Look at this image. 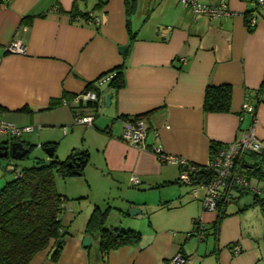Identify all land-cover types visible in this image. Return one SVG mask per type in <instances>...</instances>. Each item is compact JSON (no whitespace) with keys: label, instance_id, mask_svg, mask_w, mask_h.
<instances>
[{"label":"crops","instance_id":"0c3cea01","mask_svg":"<svg viewBox=\"0 0 264 264\" xmlns=\"http://www.w3.org/2000/svg\"><path fill=\"white\" fill-rule=\"evenodd\" d=\"M199 1L227 2L232 14L194 13L180 0H134V7L132 0H1L0 119L22 129L30 126L14 137L25 146L31 142L23 134L41 130L39 146L51 143L60 159L75 148L87 149L84 170L91 171V180L99 171L112 189L129 187L126 201L107 224L141 232L138 243L106 252L98 236L84 247L92 209L79 222L67 207L63 222L76 230L65 237L58 260L52 258V240L30 264H168L178 253L186 256L185 264H264V205L259 198L232 189L227 215L216 226L219 213L204 209L205 190L194 197L192 185L180 181L181 166L161 162L153 151L160 146L165 153L205 165L212 143L238 140L252 126L264 145V90L257 93L264 77V7L250 31L244 13L255 7L254 0ZM87 13L92 16L85 17ZM128 25L137 31L133 42ZM14 40L25 52L8 49ZM120 65L126 85L114 90L108 81L98 84L106 92L94 107L86 99V87ZM208 84L232 85L230 111L204 109ZM64 92L73 97L50 109ZM248 101L256 103L255 123L244 109ZM85 115L94 116L92 124L76 121ZM137 115L149 125L145 149L121 138L124 118ZM7 141H12L9 135L0 133V146ZM256 161L260 159L246 154L237 164L254 185L263 187L264 170L252 173ZM4 173L0 168V189L10 179ZM133 175L138 184L131 181ZM157 189L159 197H146ZM190 192L199 202L185 198ZM131 207L142 213L125 214ZM196 219L208 229L203 237L194 233Z\"/></svg>","mask_w":264,"mask_h":264},{"label":"trees","instance_id":"16d2710c","mask_svg":"<svg viewBox=\"0 0 264 264\" xmlns=\"http://www.w3.org/2000/svg\"><path fill=\"white\" fill-rule=\"evenodd\" d=\"M133 1L131 7H134ZM254 3L255 7L244 13L245 23L250 31L255 26L250 27L249 20L253 16L257 17V12H260L262 7L259 0H254ZM84 15L86 17L89 13ZM128 30L130 40L133 42L137 38V31H132L129 25ZM106 74H112L107 82L109 89L119 90L126 85L123 65L108 71L104 75ZM100 78L95 82H90L85 89L86 93L91 90L96 92L97 99H89L95 102L94 107L99 106V100L104 97V92H106L97 83ZM263 90L264 77L257 93L261 94ZM232 94L233 88L230 84H208L205 90L203 107L206 111L228 112L231 109ZM72 97L73 94L70 95L64 92L60 98L51 101L49 108H54L60 105L63 99L68 101ZM253 106V118H256V103ZM136 117L140 118L143 116L137 115ZM126 118L128 117L124 119ZM9 138L12 141H7V144L11 142L8 144L11 145L14 142H18L14 141V139L19 138V136L15 138L9 136ZM221 145L220 143H212L211 154L213 155ZM34 146L31 143L26 144L28 151L23 156V159L30 155ZM42 146L45 149L47 147L55 149V146H51L49 142L42 144ZM247 154L260 159V162L256 161L253 164L252 173L256 174L257 171H261L259 167L263 163L262 156L258 153ZM89 157L90 154L87 149L75 148L66 159H60L56 154H53L48 159H38L30 166H22L20 168L15 167L16 165L14 166L12 172L15 173L13 177L7 180L0 189V264H30L33 257L39 251L46 249L52 240L54 241L52 258L58 260L64 246L65 237L71 234V231L69 230V225L64 224L62 219V214L67 208L66 200L68 198L57 190L56 177L58 175L66 177L82 174L89 162ZM70 163H74L76 167L73 168ZM199 167L198 171L192 173L194 184L201 183L204 179L209 181L215 173L204 165H199ZM254 195L264 205L259 195ZM226 204L227 200L225 199H222L219 203L216 226H219L220 221L227 215ZM110 211L109 206L106 208L95 206L86 224L85 233L89 236H98L100 248L104 252L120 246L138 243L141 238L140 231L116 226L112 227L107 224ZM194 223V233L197 234L198 228H201L200 221L196 219ZM60 239H63V241L60 242ZM183 256L187 260L186 256Z\"/></svg>","mask_w":264,"mask_h":264},{"label":"built area","instance_id":"2783aa9c","mask_svg":"<svg viewBox=\"0 0 264 264\" xmlns=\"http://www.w3.org/2000/svg\"><path fill=\"white\" fill-rule=\"evenodd\" d=\"M183 6L190 7L194 13H207L211 17H221L224 15L232 14L227 2H221L218 5H208L202 3L199 0H180ZM262 7H264V0H259ZM98 20V19H96ZM258 22V18L253 16L249 20V25L255 26ZM247 28L248 25L246 24ZM12 52H25V47L19 40H14L8 47ZM112 74L104 75L99 84L106 83L110 80ZM86 99L95 100L97 95L95 91H88ZM245 111L251 113L254 116V106L249 102H245ZM94 116L85 115L76 118L77 122L92 124ZM256 118H254V123ZM30 126L22 129L15 126L13 123L6 122L0 119V133L13 137L20 136L23 131H29ZM149 125L147 119L144 117L130 116L123 120V129L121 138L129 143H132L140 148H146V137L148 134ZM153 151L156 153L158 159L161 162H169L179 164L182 168L180 170V180L184 183L192 185V193L194 197H197L200 188L205 190V196L203 199L204 209L210 211H217L219 203L222 199L227 200L229 193L234 188H243L249 190L254 194L259 195L264 203V186L259 187L251 182V179L246 176L238 168V161L242 159L247 153H258L263 158L264 164V145L262 141L257 137L254 127L247 129L243 136L232 142L222 144L212 155L210 160L204 165L205 167L213 170L214 176L209 181L205 179L201 183L194 184L192 181V173L199 170V165H196L185 158L168 154L162 151V148L154 147ZM19 172V171H17ZM131 181L134 184L139 183V179L136 175H133ZM199 220V219H198ZM197 235L203 237L206 229L203 224L200 223ZM238 249V248H237ZM186 259L181 253L173 256L168 264H185Z\"/></svg>","mask_w":264,"mask_h":264},{"label":"rangeland","instance_id":"374dc122","mask_svg":"<svg viewBox=\"0 0 264 264\" xmlns=\"http://www.w3.org/2000/svg\"><path fill=\"white\" fill-rule=\"evenodd\" d=\"M82 126L85 127L84 125ZM40 132L41 130H37L34 133L23 134L27 136V138L23 136L22 139L30 141L32 144L35 145L28 157L24 159L22 158V159H13V160L10 157L0 158V164H1L0 168L1 170H4V172L6 171V173L4 174L12 178L15 172H11V171L13 170L15 165H16L15 167H19V168L22 166H30L34 164L39 157L44 158L46 156L47 152L45 148H41V146H39V143L41 142L40 140L41 138L38 135L40 134ZM65 142L66 140L64 139L60 141L59 143L60 146H58V153L62 151ZM260 168L261 171L264 170L263 163L260 166ZM94 173H95V177H97L94 180L90 179V176L93 175L90 170H86V171L84 170V172L79 175H71L66 177H62L58 175L56 177L57 190L67 196L68 199L66 200V206L74 210V212H70V214L74 215L77 218L76 221L81 222L84 219L87 210L89 209L93 210V206H91V204L93 203L97 204L98 206H101L102 208H106L108 206L110 207L111 210L109 215V221H110V219H112L115 214L114 213L116 210L115 208L119 207V204L123 202L122 199L126 201V199H124L123 197L124 195H126L125 194L126 190L129 188L127 185L126 186L118 185V188L115 187L114 189H112L108 185L110 181L107 180L108 179L107 176H103L99 171L98 172L94 171ZM119 187L121 189H119ZM131 188L134 189L133 186ZM157 190H155L152 193H147L146 197L148 199H154L159 197L160 192L159 189ZM200 191H203V188L202 190L200 189ZM186 195L187 197L185 198H191L192 202H199L192 198L191 192L187 193ZM70 230L74 231L76 230V227L72 226Z\"/></svg>","mask_w":264,"mask_h":264},{"label":"water","instance_id":"95a60500","mask_svg":"<svg viewBox=\"0 0 264 264\" xmlns=\"http://www.w3.org/2000/svg\"><path fill=\"white\" fill-rule=\"evenodd\" d=\"M120 53H124L126 50V46L121 45L119 46ZM112 94L109 93L106 95V104L109 105L111 102ZM8 144H4L0 146V158L2 157H8L12 159H21L25 155V153L28 151V148H26L23 141L14 142L11 144V152H9ZM46 152L49 156H52L54 153L53 147H47ZM70 165L75 168L76 165L74 163H70ZM142 213V209L138 207H131L126 211V214L130 216H136L140 215ZM63 239H60V242H62ZM92 242V237L89 235H85L83 239V246L88 247Z\"/></svg>","mask_w":264,"mask_h":264},{"label":"flooded vegetation","instance_id":"af4514ba","mask_svg":"<svg viewBox=\"0 0 264 264\" xmlns=\"http://www.w3.org/2000/svg\"><path fill=\"white\" fill-rule=\"evenodd\" d=\"M9 147H8V149H9V152H11V145H8Z\"/></svg>","mask_w":264,"mask_h":264}]
</instances>
